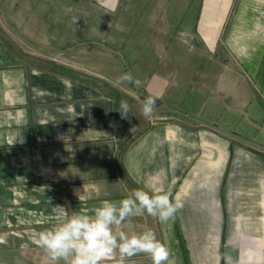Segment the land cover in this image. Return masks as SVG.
I'll use <instances>...</instances> for the list:
<instances>
[{
    "label": "crops",
    "instance_id": "crops-1",
    "mask_svg": "<svg viewBox=\"0 0 264 264\" xmlns=\"http://www.w3.org/2000/svg\"><path fill=\"white\" fill-rule=\"evenodd\" d=\"M38 2L0 0V264H64L32 242L56 206L161 188L175 218L121 231H153L175 264H264V0H126L80 26Z\"/></svg>",
    "mask_w": 264,
    "mask_h": 264
},
{
    "label": "clouds",
    "instance_id": "clouds-1",
    "mask_svg": "<svg viewBox=\"0 0 264 264\" xmlns=\"http://www.w3.org/2000/svg\"><path fill=\"white\" fill-rule=\"evenodd\" d=\"M155 105V98L145 100L142 113L146 118L151 116ZM128 111L127 102L122 101L121 114L125 116ZM182 207V203L173 202L162 188L138 189L118 202L105 200L92 209L82 208L72 214L56 206L54 209L58 211L50 218L56 223L37 233L32 242L50 260L64 261V264H106L117 252L122 264L123 258L138 254H145L151 264H175L170 247L157 239L153 231L129 235L120 228L130 218L145 214L166 224Z\"/></svg>",
    "mask_w": 264,
    "mask_h": 264
},
{
    "label": "rangeland",
    "instance_id": "rangeland-1",
    "mask_svg": "<svg viewBox=\"0 0 264 264\" xmlns=\"http://www.w3.org/2000/svg\"><path fill=\"white\" fill-rule=\"evenodd\" d=\"M39 1L38 4L42 5L44 4L45 6H49L51 7V10L54 11L55 13H52L48 16L50 17H54L55 19L52 21L54 23V25H58L61 24H65V19L68 18H75L76 20V24L80 26V22L82 21V19L85 21L87 19H89L90 16H88V13L92 12L93 14H97L98 19L100 18V22L101 19L106 17L107 15L110 16L111 12L113 11V13L117 14L118 9L124 7L126 5V0H37ZM44 2V3H43ZM55 10H54V9ZM64 8L66 9V11L69 12V14L63 15V11ZM49 9V8H48ZM95 10L97 12H95ZM58 11H61L60 14H58ZM79 16V17H78ZM62 17H64V19L62 20V22L60 21L62 19ZM82 17V19L80 18ZM85 18V19H84ZM56 20V21H55ZM0 24L3 26L4 30L3 31L0 28V39H6L5 41H7V43L10 41V37L15 36L14 32H12L10 30L9 27H7L8 25H6L0 18ZM85 29V28H84ZM84 32V30H83ZM80 37V35H79ZM83 37H85V35H83ZM80 39V38H78ZM6 231L9 230H13L15 231V228L10 229V228H4ZM20 240V239H19ZM26 239L25 236L23 235L21 237V240L19 241V245L22 246H26ZM20 246V247H22ZM26 248V247H25Z\"/></svg>",
    "mask_w": 264,
    "mask_h": 264
}]
</instances>
